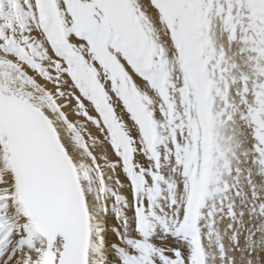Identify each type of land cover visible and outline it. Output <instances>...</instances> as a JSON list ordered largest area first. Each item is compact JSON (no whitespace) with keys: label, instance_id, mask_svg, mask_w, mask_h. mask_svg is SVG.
<instances>
[{"label":"snow or ice","instance_id":"1","mask_svg":"<svg viewBox=\"0 0 264 264\" xmlns=\"http://www.w3.org/2000/svg\"><path fill=\"white\" fill-rule=\"evenodd\" d=\"M0 264H264V0H0Z\"/></svg>","mask_w":264,"mask_h":264}]
</instances>
